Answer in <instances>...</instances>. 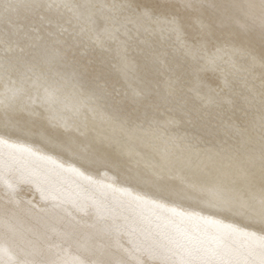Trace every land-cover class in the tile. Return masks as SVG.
<instances>
[{"label":"bare ground","instance_id":"obj_1","mask_svg":"<svg viewBox=\"0 0 264 264\" xmlns=\"http://www.w3.org/2000/svg\"><path fill=\"white\" fill-rule=\"evenodd\" d=\"M113 3L152 19L122 26L101 7ZM260 5L0 0V246L14 259L72 264L103 250L104 259L152 264L145 245L232 234L215 259L250 262L245 234L264 235ZM5 17L28 20L12 27ZM21 171L46 177L56 199L25 184L20 203H9L5 185Z\"/></svg>","mask_w":264,"mask_h":264},{"label":"snow or ice","instance_id":"obj_2","mask_svg":"<svg viewBox=\"0 0 264 264\" xmlns=\"http://www.w3.org/2000/svg\"><path fill=\"white\" fill-rule=\"evenodd\" d=\"M5 8L9 7V5L5 4ZM17 7H23L29 10H35L37 8L42 7L39 3H20ZM68 7V5H65ZM79 8H90L95 7V5H81ZM101 7H110L113 13L119 14L123 16L125 9L130 10V6L126 4H118L113 3L112 5H101ZM185 7H192V4L186 3ZM261 27L264 29V0H261ZM83 16V13H81ZM12 25V27H19L21 25H25V22L28 20V17H24L23 20H11L10 17H5ZM91 19V17H88ZM113 22H117V17L114 15L110 18ZM151 14L148 11L143 13H135L133 16H123L124 24L122 26H126L127 24H139L140 21H149L151 20ZM170 24L175 25V19L169 21ZM174 31L178 33L179 36V28H174ZM12 28H9V33H11ZM107 32V29H106ZM109 36L114 35L113 33H108ZM100 39V37H97ZM7 44L8 42L5 41ZM195 55V51H193ZM5 143L4 140L0 139V145ZM26 151V150H24ZM17 159L16 153H11L9 156V161L14 162ZM261 167H262V178H264V152H262L261 156ZM42 179H46V177L37 176L31 173H26L21 171L19 179L12 183H7L5 185L4 195L9 203H20L18 197L23 191L22 185L25 184H35L37 189L40 191L41 199L47 200L49 198L56 199L55 195L48 191L46 188L42 187ZM57 205H53L56 207ZM261 215L264 216V198L261 199ZM246 238L248 239V255L253 259L249 261H245V264H264V235L256 236L255 233H246ZM232 234H227L226 236L220 237H212L211 243L205 244L204 242L199 243H191L188 244H180L177 243V247L175 249L170 248L167 245L159 246V245H145L142 251L151 258L152 264H170L168 260V255H180L181 260L179 264H223L222 261H217L215 257L222 255L228 247V241L231 240ZM215 245V246H213ZM138 249H127L126 252L129 256H134ZM0 254L7 255L9 258L7 260V264H57L56 261H45L41 259H23V258H13L15 253L12 252L10 247L0 246ZM39 251L34 250L33 255H38ZM101 258L96 259L95 261L91 260H74L72 264H133L132 260H117L112 261L109 259H104L103 250H100L99 253ZM67 264V262H64ZM141 264H149V260H142Z\"/></svg>","mask_w":264,"mask_h":264}]
</instances>
